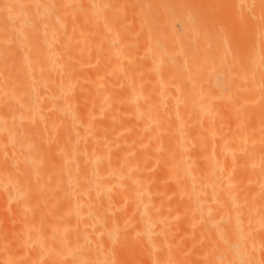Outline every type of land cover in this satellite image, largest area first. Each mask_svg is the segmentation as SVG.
Instances as JSON below:
<instances>
[{
    "label": "bare ground",
    "instance_id": "1",
    "mask_svg": "<svg viewBox=\"0 0 264 264\" xmlns=\"http://www.w3.org/2000/svg\"><path fill=\"white\" fill-rule=\"evenodd\" d=\"M139 1L120 96L86 46L0 48V264H264V0Z\"/></svg>",
    "mask_w": 264,
    "mask_h": 264
},
{
    "label": "rangeland",
    "instance_id": "2",
    "mask_svg": "<svg viewBox=\"0 0 264 264\" xmlns=\"http://www.w3.org/2000/svg\"><path fill=\"white\" fill-rule=\"evenodd\" d=\"M12 1L10 2V0H7V1L6 0H0V48H3V50L4 49H7V50L10 49V51L13 53L11 48L13 49L15 47V50L16 49H18V50L20 49L18 52H22V50L26 51V50H28L27 48H29V50L32 51V50H34L36 48V46H38L40 48L43 45L44 46L45 45H49V47H51V45H50V41H51L52 42V47H53V45L55 46L54 48H56L57 46L58 47L60 46L59 49H62L63 50V54H64V55H62V57L64 56L65 59H67L66 58V56H67L66 53L68 52V54L70 56V54H72V52L75 51L74 48H77L78 46L79 47L81 46L83 51H85V48H86V50L89 49L88 52L85 51L86 53L84 54V53H81V48L78 47V50L76 49L77 52L75 51L76 55H71V57L75 56L76 59H77V57L80 56V57H78L79 61L72 57L74 59V61H73L72 58L70 59V57L68 56V60L69 61L67 60V63L78 64V62H80V61H81L80 63H82V60H80V59H82L84 57L83 58V62L85 61L87 63L86 65L91 68V69H89L91 71L88 70L86 72V74L90 73L89 75L91 77H94V76L97 75L94 72L99 73L96 77H98V76L102 77V80L103 81L106 80V83L110 87H111V85L107 81V79L108 78L112 79V80L109 79L110 82L115 84V85H112V88L107 87L105 89V87L108 86V85L105 82L103 83V81H101V80H100V83L102 82L101 85L103 84L105 86H102L103 87L102 88L99 85L100 86L99 88H101L102 90H106V91L111 90L113 93H114L113 89H115L116 92L114 94H118L119 96L123 92V89H124V86H125L124 83L126 81L125 77H127V74H131L133 72V70H137V67L139 68L137 71H140L141 66L139 67L138 65H141L140 54L141 55L144 54V53L142 54V44H143V40H144L143 38H145L144 35H145V32H146V29L144 28L143 24L141 23L142 19H143V13H142V11L140 13V10L138 9V7H140L138 4H141V2L139 0H79V1H75V0H14V2L18 3L19 6L21 5L20 8H24L23 9L24 12H23L22 9H20L21 12H22V15L19 12L20 10L18 11V9H19L18 6H17L18 9L16 10L18 12L16 14V11L14 9V8H16V6H15V3L12 2ZM17 1L21 2V4L19 2H17ZM67 1H69V2H67ZM71 1H73V2H71ZM216 1H219V0H216ZM221 1L222 0H220L219 2H221ZM94 2L96 4H94ZM224 2H225V0H223L221 2L222 3L221 4V8L225 5ZM8 3H9V5H8ZM10 4H11V7H12L13 4H14L15 7L14 8L13 7L10 8L9 7ZM135 4H136V6H135ZM23 5H24V7H23ZM78 6H80V7H78ZM93 7H94V9L92 10ZM7 8H9V9H7ZM12 9H14V11H12ZM90 10L92 12H90ZM93 11H94V13H93ZM224 16H223L221 22L226 23V20H227L226 14ZM102 23H105V24H102ZM131 23H132V25H131ZM175 24L177 25V26L175 25L176 28L179 29L178 28V27H180L179 26V22H175ZM139 29H141V30H139ZM233 30L234 31H232V32L235 34V32H236L235 30L236 29H233ZM132 32H137V33H132ZM23 33H25L26 36H24ZM143 33H144V35H143ZM33 36H35V37H33ZM135 36H137L138 39ZM41 38H43L44 40L41 39ZM132 38L133 39L136 38L137 41L139 40L138 44H141V45H139L138 49H137V47L133 48V46L135 44H133V45L131 44L132 43L131 41L133 40ZM100 39H101V41H100ZM42 40H43L44 43L41 42ZM45 40L46 41L48 40V42H45ZM67 41H68V43H66ZM91 41L93 43H91ZM128 41H130L131 43H129ZM134 41H136V40L134 39L133 43H134ZM137 41L135 43H137ZM64 43L66 44L65 46L67 47V49H66V47H63ZM99 43H100V47L98 46ZM125 43L127 45H129V46H126V45L124 46ZM138 44H136V45H138ZM61 45H62V48H61ZM70 45L72 46L71 48L69 47ZM94 45L97 46V47L95 48ZM118 45H120L119 48H121L119 50V52L121 51V53H122V50L126 51V52H123L124 55L118 53L119 56L121 55L120 57L119 56L117 57L118 48L115 49L117 51H115V52L112 51L113 47L114 48L118 47ZM9 46H11V47L9 48ZM31 46L32 47L35 46V48L33 47L34 49H32ZM105 46L106 47L108 46L107 47L108 49L107 48L105 49ZM23 47L25 48V50H24ZM68 47L70 48L71 52L68 49ZM83 47H85V48H83ZM87 47H88V49H87ZM128 47H130L129 48L130 51H127ZM93 48L96 49V50L98 49V51L94 50ZM125 48H126V50H125ZM132 49H133V51H132ZM7 50H5V51H7ZM79 50H80V52H79ZM134 50H135L136 55H138L140 53L138 55L139 58L137 57V62H136V59H135L136 55L134 53ZM92 51H94V53ZM109 51H110V53H113V55L111 54V56H110V53L107 54V52H109ZM4 52H1V53H4ZM9 52H7L8 55H9ZM14 52H16V51H14ZM80 53L84 54V55L87 54V57L89 59L86 58L83 55H82L83 56L82 57ZM96 53H98L99 55L96 54ZM15 54L13 53V55H11V54L10 55H11V57H14ZM73 54H74V52H73ZM91 55H93V56H91ZM97 55L98 56L101 55L100 56L101 58L99 57L101 60H99V58H97L98 59V63L95 64V66H94L92 61H94V58L96 59ZM126 55L127 56L130 55L128 59H126L127 57H123V56H126ZM5 56L6 55L3 56V54H2V57L4 59H2V60L0 59V60L1 61H3V60L5 61ZM143 56L146 57L145 54ZM143 56H142V60H144ZM9 57L10 56H7L6 58H9ZM62 57H61V59H62ZM64 57H63V59H64ZM131 57H132V60L130 61L131 62L130 63L129 60L131 59ZM117 58H119V59H117ZM120 58H122L124 61H119ZM9 59L11 60V58H9ZM7 60L5 62H7V63L10 62V60L9 61H7ZM114 60H115V62L118 61L117 62L118 64L115 63ZM125 60H126V62L128 64L125 65V67H124V64H126ZM11 61H12L11 63H13L16 60H11ZM63 61H66V60H63ZM75 61H78V62L75 63ZM102 62L105 65L102 64ZM144 62L146 63V58H145ZM119 63H120V65H119ZM129 63H130L131 67L128 66ZM137 63H139L137 65V67L132 66V64L136 66ZM89 64H93L94 67L92 66L93 67L92 68ZM115 64H116L115 67L117 68L116 72L113 71L111 73V76L109 75L110 73L107 74L109 77L107 76V78H106L105 77L106 76L105 70L108 73L109 71H107V68L112 66V65L114 66ZM99 66L100 67L101 66H105V67H101V69H99ZM121 66H123L124 68L123 67L121 68ZM126 66H128V69H126L127 68ZM142 66H144V63H143ZM110 68H112V67H110ZM92 69H93V72H92ZM98 69L100 70L99 72H98ZM123 69H124L125 74L123 72ZM119 70H120V72H119ZM122 72H123V75L121 74ZM117 73H119V75ZM92 74H93V76H92ZM101 74H104V77ZM89 75L87 74V76H89ZM113 76L116 77V78L114 79ZM120 78H123V80H125L124 83H123V80L122 81L120 80ZM143 78L144 79L141 80V84L143 86H145V85L149 86V85H151L150 83H153L152 77H149V78L148 77H143ZM146 79H147V81H145ZM115 80H117V81H115ZM119 80H120V82H122V84L118 82ZM144 83H145V85H144ZM116 84H120V85L118 86ZM87 85L89 86V88H91L90 87L91 83L90 84L87 83ZM121 85H124V86H121ZM107 89H109V90H107ZM111 91H109V92L112 93ZM113 93L111 94V96L113 95ZM113 102H114L113 105L115 106L117 102L116 103H115V101H113ZM116 108L114 107V109H116Z\"/></svg>",
    "mask_w": 264,
    "mask_h": 264
}]
</instances>
